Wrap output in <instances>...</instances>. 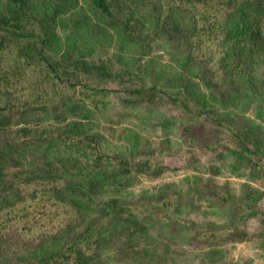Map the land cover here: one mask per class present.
Segmentation results:
<instances>
[{
    "label": "trees",
    "instance_id": "16d2710c",
    "mask_svg": "<svg viewBox=\"0 0 264 264\" xmlns=\"http://www.w3.org/2000/svg\"><path fill=\"white\" fill-rule=\"evenodd\" d=\"M82 2L96 15L113 17L119 53L127 47L134 50L130 59L136 70L115 69L117 76L151 69L154 59L142 58L153 45V33H163L172 58L179 46L177 67L160 64L165 85L173 82L177 87L168 95L178 100L193 121L211 125L215 133L203 145L214 151L221 147L231 156L233 171L248 167L250 175L264 172L260 124L264 121V68L258 72L264 65V0ZM75 4L78 0H0V264H121L120 260L147 264L140 256L149 257L151 264H167L171 242L193 239L210 244L202 254L211 259L220 252L212 243L236 230L239 220L258 214L259 189L242 182L240 194L231 193L237 197L231 203L208 181L196 190V199L210 201L214 213H225L229 219L221 223L194 220L184 215L188 209L183 207L179 188L170 194L161 188L143 190L137 197L126 195V186L139 175L157 176L163 171L164 164L155 155L158 150L136 152L135 142H129L125 151L104 157L97 149L101 134L90 131L82 120H68L47 134L30 135L26 125L30 121L45 117L63 121V116L49 114L55 105L78 107L65 99L63 90L64 85L75 83L67 81V71L48 52L59 40L57 19ZM139 4L149 9L143 18L134 9ZM75 65L89 72L88 63L77 60ZM186 71L197 75L206 90ZM152 82L148 88L141 83L127 89L129 100L140 99L143 89L148 90L147 99L156 98L162 90L154 78ZM250 109L254 116L245 115ZM19 120L25 125L10 137L8 128ZM222 130L229 133L227 139L220 137ZM62 143L75 144L82 155L85 147L93 149L96 170H88L84 180H72L69 167L84 166L78 157L50 152ZM112 157L116 165H111ZM186 186L193 192L192 181ZM60 210L66 212L64 216ZM57 215L69 220L53 232L41 229L39 223L57 222ZM12 242L19 243L16 250L11 249ZM110 245L112 252L102 255Z\"/></svg>",
    "mask_w": 264,
    "mask_h": 264
},
{
    "label": "rangeland",
    "instance_id": "374dc122",
    "mask_svg": "<svg viewBox=\"0 0 264 264\" xmlns=\"http://www.w3.org/2000/svg\"><path fill=\"white\" fill-rule=\"evenodd\" d=\"M134 9L137 16L142 18L149 13L148 6L144 4H139ZM56 30L59 40L48 48V52L51 58L59 60L63 69L67 71V81L75 83L73 87L64 85L63 90L65 99L69 103L74 102L78 107L70 110L67 105H55L54 111H50L53 113L49 114L63 116V121L59 124L55 117H45L37 123L30 121L26 124L31 128L30 135L34 133L39 135L45 131L47 134L50 128L62 125L68 120H82L90 131L101 134L97 149L104 157H111L125 151V145L129 142H135L136 152L162 151L163 153L157 151L155 155L162 160L163 171L157 176L139 175L135 183L126 186L125 193L127 196L137 197L143 190L162 188V193L170 194L179 188L185 199L183 207L188 209L184 215L194 220H215L221 223L229 219L225 213L223 215L214 213L215 208L210 201L196 199V190L198 191L203 184L210 181L215 192L221 191L227 201L229 199L233 203L231 193L240 194L241 183L247 182L261 191V196L255 202L258 214L239 220L236 230L211 244L220 252L218 251L211 259H208L202 254V250L210 244L206 245L204 241L196 239L179 240L169 244V257L165 258V263L264 264V221H261V218H264V172L262 170L260 173L250 175L248 167L233 171L230 166L232 158L222 151L221 147L214 151L203 145L211 133H215L211 125L200 120L193 121L178 100H173L171 95H168L175 93L177 87H173V82L165 85L164 77L159 73L160 64H172L177 67L178 60L175 59H179V46L174 48L175 55L172 58L173 51L164 41L163 33L161 31L153 33V45L151 49H145L146 54L142 58V60L154 59L149 70L152 75L143 68L131 75L121 71L122 68L128 67L136 70V65L130 59V54L134 53V50L127 47L120 52L122 55H118L120 53L113 34V17L105 18L96 15L89 5L78 0V4L57 19ZM77 60L88 63L89 72H86L83 66L77 68L75 65ZM94 65H97L98 69ZM99 66H105V68L102 69ZM119 68H121L122 76L116 75L115 69L119 71ZM261 68H264V65L260 66L259 73ZM193 69L196 72V68L193 67ZM186 72L199 83L202 90H206L205 83L199 80L197 75ZM153 78L162 90L156 98L147 99L148 90L143 89L140 99L129 100L127 89L141 83L144 88H148L153 83ZM245 115L254 116V112L252 109L245 110ZM16 118L14 117V120ZM260 124L264 130V121H260ZM23 125L25 124L20 120L12 124L8 128L10 137L16 136L18 129ZM218 133L223 139L230 136L223 130ZM76 148L75 144L67 147L62 143L56 148L52 147L50 152L59 153L60 156L70 159L78 157L80 164L84 167L78 169L76 165L69 168L74 174L70 178L79 181L87 177V172H90L88 170L92 168L96 170L97 167L94 165L96 161H93L96 153L93 149L85 147V155H82L83 153ZM112 158L111 165H116V158ZM246 164L250 163L246 162ZM13 168L15 167H11L10 170ZM189 181L194 183L193 192L187 189L186 183ZM233 199L237 197L234 196ZM60 212L63 216L66 213L64 210ZM56 218L58 223L45 222L43 225L39 223V226L41 229L47 228L53 232L55 226L63 225L64 220H69L67 218L62 220L60 215ZM18 245L19 243L12 242L11 249L16 250ZM111 247L113 245L104 248L101 251L102 255L110 254L113 250ZM139 258L143 263L151 264L152 260L149 257L140 256ZM119 262L129 264L127 263L129 261L124 260Z\"/></svg>",
    "mask_w": 264,
    "mask_h": 264
}]
</instances>
